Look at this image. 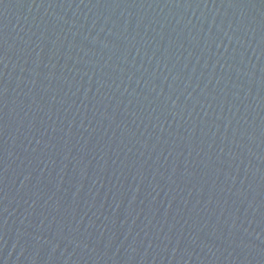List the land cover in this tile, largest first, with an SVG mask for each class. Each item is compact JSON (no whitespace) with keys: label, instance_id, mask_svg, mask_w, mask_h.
Returning a JSON list of instances; mask_svg holds the SVG:
<instances>
[{"label":"water","instance_id":"obj_1","mask_svg":"<svg viewBox=\"0 0 264 264\" xmlns=\"http://www.w3.org/2000/svg\"><path fill=\"white\" fill-rule=\"evenodd\" d=\"M0 264H264V0H0Z\"/></svg>","mask_w":264,"mask_h":264}]
</instances>
